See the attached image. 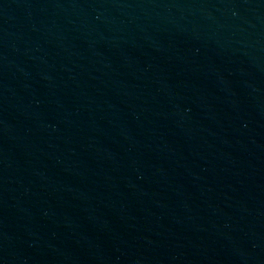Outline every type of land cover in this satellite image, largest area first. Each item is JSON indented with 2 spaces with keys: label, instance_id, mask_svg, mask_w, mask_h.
I'll return each instance as SVG.
<instances>
[{
  "label": "water",
  "instance_id": "1",
  "mask_svg": "<svg viewBox=\"0 0 264 264\" xmlns=\"http://www.w3.org/2000/svg\"><path fill=\"white\" fill-rule=\"evenodd\" d=\"M0 264H264V0H0Z\"/></svg>",
  "mask_w": 264,
  "mask_h": 264
}]
</instances>
